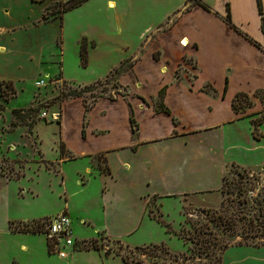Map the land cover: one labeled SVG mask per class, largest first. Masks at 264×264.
Returning <instances> with one entry per match:
<instances>
[{
    "label": "crops",
    "instance_id": "crops-1",
    "mask_svg": "<svg viewBox=\"0 0 264 264\" xmlns=\"http://www.w3.org/2000/svg\"><path fill=\"white\" fill-rule=\"evenodd\" d=\"M27 1L37 7L34 17L37 19L29 18L26 24L8 21L11 12L6 7L0 9L4 17L0 19V49H4L0 51V58H7L12 53L13 42L18 33L23 34L24 29H43L51 22H58L60 25L71 10L48 21L41 15L42 0ZM86 1L88 0L84 2ZM124 1L105 0L106 7L111 11L112 21L107 23L103 17L100 18L96 28H100L102 32L99 30L98 35L79 32L76 39L79 53L80 39L89 41L86 45L87 61L84 65H87L88 56L93 50L104 46L103 38L115 36L109 25L118 27V17L128 13ZM203 1L209 6V10L197 4H190L184 11L171 18L166 26L162 24L187 5L188 0H183L173 7H164L162 15L157 18L152 13V18L145 20V15L137 12L138 23L148 21L147 29L141 31L140 36V42H145L144 48L140 52L137 51L142 42L135 48L132 44L120 43L121 52L124 50L126 53L113 67L137 51L138 56L132 63L134 68L140 54L144 52L150 56L161 74L153 96H147L139 89V76L135 68L136 83H133L130 73L120 75L127 79L124 84L126 87L131 85L130 94H136L138 107L143 108L142 118L134 117L128 96L127 99L122 96L115 99L102 97L95 100L88 109L84 110L83 107L79 133L84 148L80 153L69 150L60 135L59 157H55L59 159L57 165L65 160H85L82 169L76 171L74 180L82 201L94 200L95 203H91L95 205L94 208L83 204L76 207L63 190L65 202L57 211L12 217L10 203L13 193L16 201L25 199L24 192L27 193L28 190L32 196L36 193L29 187L25 191L22 177L10 178L0 169V264H48L54 257L56 264H110L111 259L117 260L118 264H134L98 247H75L68 256L62 258L48 249L46 236L42 232L16 229L14 224H32L65 211L70 217L77 245L79 240L91 237L99 231L120 239L113 237L107 226H115L123 232L132 233L143 229L146 222L157 221L146 211L151 196L159 197L160 207L166 199L175 200L180 213L182 195L192 194L202 198L204 194L218 191L229 164L234 163L249 167L248 169L264 167V118L255 126L252 123V120H259L264 111V98L261 97L264 92V31L261 27V15L264 22V0H260L262 13L258 10L257 0H218L217 4L211 3V0H206L211 4ZM137 5L140 8V4ZM151 6L152 4L147 9H151ZM156 13H160L159 6ZM99 15L101 14L98 13L96 18ZM59 37L62 41V36ZM34 46L35 44L30 45L24 53L25 58H29L33 64L28 75L17 76L2 69L0 77H10L18 81L31 80L38 71L39 75L40 71H49V63L60 60L59 56L56 59L44 57L41 50L36 56ZM113 47L109 44L106 48L109 50ZM42 58L49 59V63L42 66ZM5 65L9 63L6 62ZM17 66L20 68L21 65L18 63ZM178 67H181L178 72L180 75L177 74ZM160 92V101L153 104ZM237 93L247 94L251 103L236 110L232 100ZM101 100L123 103L129 122L128 132L123 134L117 129L116 120L112 115L105 116L107 122L104 125L93 124L91 118H88L86 124L91 125L85 126L86 112ZM7 107L3 106V113L0 114V149L13 144V153L18 151L23 155L17 146V139L9 138L6 141L9 132L17 129L21 136L27 135L26 141L35 155L37 152L44 154L39 147L37 150L35 147L34 135L38 138L37 144L41 141L37 131L33 133L32 128L28 130L25 124L12 126L11 114ZM130 117L136 126L131 124ZM62 120L63 115L61 120L57 121L60 126ZM20 125L23 127L19 128ZM254 130L260 135L256 136ZM67 152L70 155L67 156ZM100 154L104 158L103 167L98 165L97 157ZM33 155L34 153L23 155L29 160L28 164L33 163ZM58 172H61L60 167L56 173ZM61 177L63 178V174ZM95 214L102 218L100 226L92 220ZM134 244L138 243L132 245ZM225 248L223 253L231 248L264 251V245L256 244L235 243ZM258 256L264 257V253ZM246 260V257L240 258L242 263Z\"/></svg>",
    "mask_w": 264,
    "mask_h": 264
},
{
    "label": "rangeland",
    "instance_id": "rangeland-1",
    "mask_svg": "<svg viewBox=\"0 0 264 264\" xmlns=\"http://www.w3.org/2000/svg\"><path fill=\"white\" fill-rule=\"evenodd\" d=\"M62 1L42 0L40 3L41 15H46L49 18L48 21L53 20L51 16L53 12L61 8ZM181 1L183 0H160V2L157 0H125L123 3L128 9V13L118 17V27L121 28L109 25L110 28L112 27L115 36L103 38L104 46H99L93 50L88 56L87 65L84 66L80 64L81 56L76 39L79 32L82 34L97 33L98 35L101 30L96 28V24L98 25L97 21L102 17L107 20V23L112 21L111 11L106 7L105 0H88L72 8L60 25L58 22H51L43 29H24L23 34L20 32L16 35L12 53L7 58H0V70H8L9 73L17 76L28 75L33 64L29 58H25L24 53L32 44H35L33 48L36 56L41 50L44 57H55L56 59L59 56L60 60L56 59L49 63V59L42 58L44 60H41V65L44 66L49 63V71L45 70V73L40 71V75L38 71L31 80L18 81L10 77H0V103L3 104L4 108L8 106L11 121L13 108L39 106L38 111L34 114V118L37 120L31 128L33 133L37 131L41 140L37 144L38 138L33 134L36 150L39 147L40 151L44 153L37 152L38 154L35 155L32 147L26 141L27 135L21 136L17 129L10 131L9 136L6 137V141L9 138L19 141L17 146L23 155L29 156L34 153L32 156L34 157L33 163L28 164L29 160L18 151L13 153V144L0 149L1 171L10 178L22 177L25 191L29 187L36 193L32 196L28 190L27 193L24 192L25 199L19 201L15 200L13 193L10 203L12 217L57 211L65 202L63 190L66 191L68 198L70 196L69 199L76 207H80L82 204L88 208L95 207L91 204L95 203L94 200L82 201L74 180L76 171L82 169L85 160H65L57 165L59 159H55V157H59L60 135L69 150L73 153H80L81 149L84 148L79 133L83 107L84 110L88 109L95 100L102 97L115 99L122 96L127 99L128 96L134 110V117L137 119L139 116L141 118L144 116L141 111L143 108L138 107L136 94H130L131 85L126 87L124 84H126L127 79L125 76L120 77L122 73H130L133 83H136L135 68L139 76V89L143 94L153 96L155 86L161 76L150 56L144 52L140 54L134 68L132 65L129 66L136 60L137 51L140 52L144 48L145 42L141 41L142 44L139 46L138 44L141 43V31L144 32L148 27V21L141 23L136 21L138 19L136 14L137 12L144 14L145 20L152 18V13L157 18L160 14L162 15L164 7L176 6ZM212 2L217 4L218 0H211ZM137 4H140V8ZM151 4L154 9H147ZM190 4H193L192 0H188L187 5L180 9L181 11L175 12L162 25L166 26L171 18L184 11ZM158 6L160 13L157 14ZM3 7L8 8L11 12L8 19L10 22L26 24L29 18L37 19L34 18L37 7L34 4H29L27 0H0V9ZM98 13L101 15L96 18ZM1 17L3 16L0 10V19H4ZM59 36H62V41ZM58 37L59 39H57ZM80 40H83L86 45L89 43L88 39ZM122 42L132 44L131 46L134 48L138 46V50L123 60L124 69L117 72L115 69L120 66L121 61L118 65L114 67L113 65L117 64L119 58L126 53L124 50L121 52L120 43ZM109 44L114 47L108 50L106 47H109ZM100 48H106L107 51ZM3 50V48L0 49V51ZM6 62L9 65H5ZM18 63L21 65L20 68L17 66ZM60 63L62 64V71L60 70ZM180 69L181 67H178L177 74ZM39 78L46 79L45 83L36 86L34 82ZM85 83H88L89 87H84ZM72 88L81 89L82 94L79 97L66 96L65 93ZM57 94H63V97L52 103L51 98ZM161 97L160 92L158 97L153 100V104L158 103ZM242 102L245 100L242 99ZM13 105L15 107H11ZM63 107L64 112L62 113ZM3 109L0 110V114L3 113ZM88 111L84 123L85 126L87 125L86 127L91 125L86 124L88 118H91L93 124L104 125L107 122L105 116L112 115L120 132L124 134L130 130L124 105L120 101L101 100ZM62 115L63 120L60 126L57 121L61 120ZM32 118V116H26L25 120L29 121ZM21 127L23 126L20 125L19 128ZM66 155L70 154L67 152ZM97 160L98 165L103 167L105 163L101 154L98 155ZM58 167H60V173H56ZM248 168L231 163L227 167L225 178H223L224 185L218 191L204 194L202 198L192 194L182 195V209L179 210L181 216L175 200L166 199L163 206L160 207L159 197L151 196L148 199L146 211L157 221L154 223L146 222L143 229L132 233L123 232L115 226L109 225L107 226L108 232L113 237L120 239L109 237L104 232L99 231L91 237L79 240L76 248L97 245L106 253L121 258L123 256L128 262L134 264H264V257L258 256L264 251L252 248H231L223 253L226 249L223 245L226 242H228L226 247L234 245L237 240L247 241V243L242 244L254 245L256 242V245H264V167ZM62 174L63 178L61 177ZM73 194L75 195L73 196ZM222 204L227 207V212H232L235 215V231H233L234 233H231L232 231L222 232L221 227L217 228L216 225L210 223L209 226L212 227L213 233H217V238L212 239L210 236L212 233H209L208 229L205 230L204 227L200 231V227L207 221V213L204 209L219 210ZM92 220L99 226L102 223V218L97 217V214L93 216ZM164 223H168L170 227ZM14 225L16 228L23 226L20 222H15ZM35 230L39 231L38 229ZM133 243L138 244L132 245ZM241 257H246L248 260L242 263L240 262ZM115 258L118 259V257ZM110 261V264H118L115 259ZM56 262L54 257V259H50L48 264H56ZM22 264L27 263L23 262Z\"/></svg>",
    "mask_w": 264,
    "mask_h": 264
},
{
    "label": "trees",
    "instance_id": "trees-1",
    "mask_svg": "<svg viewBox=\"0 0 264 264\" xmlns=\"http://www.w3.org/2000/svg\"><path fill=\"white\" fill-rule=\"evenodd\" d=\"M85 0H63L61 3V8L57 9L55 12H53L51 18H55V17H61L62 14L78 5H80L81 3H83ZM193 4H197L201 7H203L204 9L209 10V6L203 1V0H192ZM258 1V10L260 13H262V5L260 0ZM42 18L44 20L49 19L46 15H43ZM261 27L264 31V22H263V16L261 15ZM83 39V38H82ZM80 56H81V64L84 65L87 61V56H86V43L83 42V40L80 41ZM123 60L120 63V66L115 69V71L117 72H121L124 69V64H123ZM132 64H129V66H131ZM84 87H89V84H84ZM66 96H80L82 94V90L81 89H76V88H72L70 89L67 93H65ZM63 97V94H57L55 96H53L51 98V102H55L56 100L60 99ZM262 98H264V92L261 95ZM242 99L245 100V102H242ZM251 100L248 98V95L245 93H237L233 100H232V105L233 107L238 110V108L245 106L247 104H250ZM3 108V104L0 103V109ZM39 106H28L27 108H13L12 109V121H11V125H15V124H25L28 128V130L31 129V126L33 125V123L37 120L34 118V114L36 111H38ZM26 116H32L33 118L29 121L25 120ZM264 118V111L262 112V116L259 118V120H252L253 125L255 126L259 121H262ZM130 122L133 125L134 120L130 117ZM132 130L134 131V127L132 126ZM254 134L256 136H259L260 134L255 132L254 130ZM61 151H63V146L60 147ZM102 170H104V168H102ZM225 178V175H224ZM225 180V179H224ZM224 185V181L222 183V187ZM207 213V221H205L203 223V225L200 227V231L205 227V230H209L211 238H217V233H213V229L212 227L209 226L210 223L214 224L217 226V228L221 227L222 232L224 231H228L231 233H234L233 231H235V226H236V219H235V215L234 213H229L227 212V207L225 205L222 204L221 208L219 210H212L211 208H207L204 209ZM47 217L43 218L46 219ZM37 220L35 222H33L32 224H23V226H19V227H15L16 229H20V230H35L38 229L40 232H42L40 226H42L41 224V220ZM250 222V221H249ZM167 227H170L168 223H164ZM251 224V223H250ZM237 243H247V241L245 240H237ZM79 244V242H78ZM254 244H256V242H254ZM228 245V242H226L223 247H226ZM97 248V245H92V246H87L86 248ZM122 259L126 262H128L125 257L122 256ZM138 262V261H136Z\"/></svg>",
    "mask_w": 264,
    "mask_h": 264
},
{
    "label": "built area",
    "instance_id": "built-area-1",
    "mask_svg": "<svg viewBox=\"0 0 264 264\" xmlns=\"http://www.w3.org/2000/svg\"><path fill=\"white\" fill-rule=\"evenodd\" d=\"M182 43V41H181ZM36 86L45 83L44 78H39L35 82ZM42 233L46 236L48 249L55 252L60 257L68 256L69 252L75 249L77 242L73 237L70 217L67 212H59L55 215L41 220Z\"/></svg>",
    "mask_w": 264,
    "mask_h": 264
},
{
    "label": "bare ground",
    "instance_id": "bare-ground-1",
    "mask_svg": "<svg viewBox=\"0 0 264 264\" xmlns=\"http://www.w3.org/2000/svg\"><path fill=\"white\" fill-rule=\"evenodd\" d=\"M46 80V79H45Z\"/></svg>",
    "mask_w": 264,
    "mask_h": 264
}]
</instances>
